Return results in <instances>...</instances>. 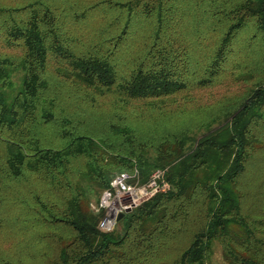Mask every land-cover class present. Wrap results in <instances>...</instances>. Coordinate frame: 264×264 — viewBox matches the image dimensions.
<instances>
[{
  "label": "trees",
  "instance_id": "1",
  "mask_svg": "<svg viewBox=\"0 0 264 264\" xmlns=\"http://www.w3.org/2000/svg\"><path fill=\"white\" fill-rule=\"evenodd\" d=\"M238 48L246 95L178 116L177 95L216 82ZM135 168L141 182L167 169L171 188L101 231L103 191ZM7 203L46 228L38 264H207L215 242L230 264H264V0H0Z\"/></svg>",
  "mask_w": 264,
  "mask_h": 264
},
{
  "label": "rangeland",
  "instance_id": "2",
  "mask_svg": "<svg viewBox=\"0 0 264 264\" xmlns=\"http://www.w3.org/2000/svg\"><path fill=\"white\" fill-rule=\"evenodd\" d=\"M205 36V44L208 48L214 46L219 32H213L207 28ZM237 49L232 56V59L228 63V71L223 74L216 82L209 86H193L190 89L184 90L177 95V103L170 104L178 116L185 117L187 114L194 115L200 114L198 109L203 111L210 110L211 107H216L222 101H226L229 98H243L251 87V83H246L243 77H241L240 68H236L239 61L245 59L243 50ZM242 51V52H241ZM14 89L11 91L13 96L20 88L22 82V72L15 71L13 75ZM113 96H100L98 97V105L111 109ZM146 102H138L141 107ZM131 108H127L126 112ZM197 110V111H196ZM183 111V112H181ZM198 112V113H195ZM158 113V112H156ZM203 113V112H202ZM177 116V115H176ZM225 121L215 123L212 127L217 128ZM205 129L198 130L194 133L196 140H198L204 133ZM15 196V192H11L10 195ZM11 195V196H12ZM93 201H96L94 199ZM11 204V205H10ZM21 214L20 206L12 203L3 204L0 208V255L15 256L25 260L23 264H38L41 247H43L42 240L38 239V233L43 229L42 227H34L31 221L28 224H21L12 222L11 219L14 215ZM15 218V217H14ZM11 221V222H10ZM121 225L118 223L116 229H120ZM33 256L37 257L33 260ZM207 264H230L225 260L222 252V247L219 242L214 243L212 254L207 261Z\"/></svg>",
  "mask_w": 264,
  "mask_h": 264
},
{
  "label": "built area",
  "instance_id": "3",
  "mask_svg": "<svg viewBox=\"0 0 264 264\" xmlns=\"http://www.w3.org/2000/svg\"><path fill=\"white\" fill-rule=\"evenodd\" d=\"M166 173L167 169L158 168L146 182H141L138 168L116 174L110 186L103 191L97 206L104 213L98 224L99 229L103 232L113 231L120 222L118 216L121 213L126 215L157 193L168 191L171 184Z\"/></svg>",
  "mask_w": 264,
  "mask_h": 264
},
{
  "label": "water",
  "instance_id": "4",
  "mask_svg": "<svg viewBox=\"0 0 264 264\" xmlns=\"http://www.w3.org/2000/svg\"><path fill=\"white\" fill-rule=\"evenodd\" d=\"M125 214L124 213H121L119 216H118V220L121 221L123 218H124Z\"/></svg>",
  "mask_w": 264,
  "mask_h": 264
}]
</instances>
